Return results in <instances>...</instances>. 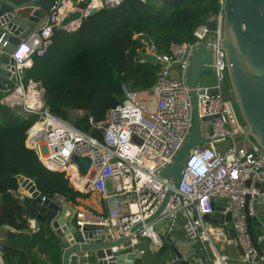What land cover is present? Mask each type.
Masks as SVG:
<instances>
[{
  "label": "built area",
  "instance_id": "obj_1",
  "mask_svg": "<svg viewBox=\"0 0 264 264\" xmlns=\"http://www.w3.org/2000/svg\"><path fill=\"white\" fill-rule=\"evenodd\" d=\"M122 1L111 3L117 6ZM100 5H104V0L97 4L90 0L85 10ZM63 17L56 5L47 24L21 40L13 53L18 85L0 102L12 108L21 106L26 114H40L42 118L36 123L40 128L31 134L35 125L29 131L27 146L38 153L49 170L66 172L73 187L86 194L95 192L106 203L105 214L77 208L81 230L98 227L108 241H118L142 223L143 227L131 243L134 246L139 235L145 236L151 241V250H158L175 227L178 214L182 213L188 241L199 242L204 252L202 261L192 264H229L228 258L215 245L222 234L204 219L213 213L214 201L227 199L223 214L232 213L236 243L244 251L242 261L255 264L257 252L248 232L244 209L249 196V213L253 216V202L264 199V192L256 187L257 183L264 184V152L249 142L244 127L238 122L236 107L226 95L228 64L223 48V6L196 29L194 43L172 45L169 54L158 58L162 67L150 90L133 91L123 85L125 104L110 109L104 121L95 122L90 117L92 128L101 131V140L51 114L45 108L40 91L35 90V105L27 103L29 88L23 83L25 72L33 66L34 56L48 52L54 31L60 28ZM212 22L217 24L215 31L209 29ZM204 41L209 42L208 49L212 53L213 82L200 84L196 89L200 92L197 95L198 114L200 119H216L207 123L205 129L202 123L203 136L209 141L190 151L176 187L171 179L161 176V171L173 164L180 149L187 144L193 127V101L187 70L193 48ZM27 50L30 52L26 53ZM174 67L178 69L177 78L172 76ZM239 137H245L243 143L237 140ZM219 144H227L226 149L219 150ZM74 156L91 159L87 176L80 174L73 163ZM72 172L84 179L83 189L72 182ZM171 191L174 195L169 196L158 218L154 223L145 224ZM164 222L168 224L163 231L155 228V224ZM120 251V246L113 247L114 253ZM83 258L88 260L90 253L83 252ZM0 264H4L1 256Z\"/></svg>",
  "mask_w": 264,
  "mask_h": 264
},
{
  "label": "trees",
  "instance_id": "obj_2",
  "mask_svg": "<svg viewBox=\"0 0 264 264\" xmlns=\"http://www.w3.org/2000/svg\"><path fill=\"white\" fill-rule=\"evenodd\" d=\"M80 6L86 9L88 3ZM221 8V0H123L114 7L104 6L74 31L56 28L52 46L45 55L34 56L23 83L28 87L31 81H41L45 108L51 114L69 121L72 112L82 111L74 126L101 140V131L92 128L90 117L104 121L110 109L125 104L123 85L138 91L155 84L162 64L159 59L155 63L142 59L149 48L159 58L169 54L172 45L194 43L196 29ZM41 118L0 102V229L7 232L6 242L0 245L4 264H63L61 241L50 223L38 227L30 223L20 177L32 180L41 194L69 204L77 205L89 196L73 187L66 172L49 170L27 146L28 133ZM36 130L35 126L31 134Z\"/></svg>",
  "mask_w": 264,
  "mask_h": 264
},
{
  "label": "water",
  "instance_id": "obj_3",
  "mask_svg": "<svg viewBox=\"0 0 264 264\" xmlns=\"http://www.w3.org/2000/svg\"><path fill=\"white\" fill-rule=\"evenodd\" d=\"M222 3L223 48L226 52L234 102L245 124L246 136L264 152V0H222ZM56 5L62 10L65 0H0V94L5 96L18 85L14 51L22 39L47 24L48 17ZM104 6L114 7L109 0H104V5L89 10L75 9L65 12L60 28L74 31L84 20L92 19ZM216 26V22H212L209 29L215 31ZM208 43L204 41L194 47L189 59L187 83L191 88L194 113L188 142L180 149L173 164L161 171V176L171 179L176 187L190 151L209 141L203 136L202 123L207 124L216 119H200L197 105V95L200 92L196 89L202 84V74L212 72V53L208 49ZM142 59L157 62L156 56L144 55ZM211 93L209 91V94ZM73 163L82 176L88 175L92 164L90 158L74 156ZM19 183L27 192L25 206L28 208L29 217L35 221V227L49 222L60 238L64 249V264H85L83 259L79 258L85 251L92 256V261L87 264H138L142 259L143 255L137 251L122 254L113 252V247H124L127 242H131L133 236L143 227L142 223L131 228L130 234L123 239L108 241L98 227H87L82 231L78 223L77 209L62 198L41 194L35 183L28 178L20 177ZM256 187L264 192L263 183H257ZM171 195H174V192L171 191L167 195L159 209L145 224H150L158 218ZM249 200L248 196L244 211L248 232L257 252L255 264H264V199H256L253 202V216L249 213ZM219 201L213 202V213L206 215L204 219L217 226L232 224V213L223 214L228 200L223 199L220 203ZM4 228L14 231L11 226ZM165 243L171 247L180 264L201 262L204 257L201 244L197 241L180 240L173 243L167 238ZM239 249L244 255L242 248ZM123 250L126 251L127 248ZM198 256L200 258H197Z\"/></svg>",
  "mask_w": 264,
  "mask_h": 264
},
{
  "label": "crops",
  "instance_id": "obj_4",
  "mask_svg": "<svg viewBox=\"0 0 264 264\" xmlns=\"http://www.w3.org/2000/svg\"><path fill=\"white\" fill-rule=\"evenodd\" d=\"M109 1L111 2L114 0H109ZM85 2H89V0H87ZM81 3H83V2H80L79 0H65V6H67V7H65V12L75 10V9H83L80 6ZM153 50H154L153 48H149L146 55L156 56L154 54ZM157 60H158V58H157ZM40 71L42 72L44 70L40 69ZM172 72H174L175 74H178V69L174 67L172 69ZM38 87L40 88V93L44 96L46 90H45V87L43 86V83L41 81L38 83L31 81L27 88H29V90L30 89L31 90H37ZM37 91L39 92V90H37ZM72 113L74 114L73 115L74 119L83 115L82 111H74ZM238 122L246 130L245 124L242 122L240 116H238ZM217 147L219 150H224V149H226L227 144H219V145H217ZM23 192H24L25 196L27 197L28 196L27 192H25L24 190H23ZM93 193H95V192H93ZM89 195H91V193H89ZM67 204H69V203H67ZM70 205L74 206L76 209L84 207V200H80L79 204H77V205H73V204H70ZM93 212L96 214H103V213L105 214L106 213V203L102 201V206H99V211H93ZM184 221H185L184 215L182 213L178 214V218H177V222H176L175 227L173 228L172 232L168 236L165 237V239L169 238V240L172 241L173 243L180 241V240L188 241L186 234H185V231H184V228H183ZM166 222H164V224H158V225L155 224V228L158 229L159 231H163L164 227H166L168 224ZM30 223L33 227H35V221L34 220L31 219ZM215 227L218 228L220 234H222V238H220L219 241H217L215 243V245H216V247L218 245H220V247L219 248L217 247V248L220 250L222 255H224L228 258L229 264H237V263H239V264H251V263H247V262L242 261L243 254L241 253L239 246L236 243V235H235V232L233 230V226L232 225H230V226L229 225H225V226L215 225ZM12 232H15V230ZM6 240H7V232L0 229V245L5 243ZM137 240H138V242L134 246L131 242H127L124 245V247L120 246L121 251L119 254L130 253L132 251H137V252L138 251H145L142 259L139 261L138 264H180V261L177 259L176 255L172 251L171 247L168 244H166L165 241H164L163 246L160 249L151 250V246H150L151 241L149 238L139 235L137 237ZM166 246H167V248H166ZM61 247H62V245H61ZM125 247L127 248L126 251L123 250ZM162 249H163V251L161 252ZM62 250H63V259H64L63 247H62ZM90 257L92 258V256H90ZM79 258H82L83 263H85V264L92 261L91 258H89L88 260H85L83 258V253H81L79 255ZM197 258H199V256ZM74 260H75V258H74ZM231 262H233V263H231ZM63 264H64V260H63Z\"/></svg>",
  "mask_w": 264,
  "mask_h": 264
},
{
  "label": "rangeland",
  "instance_id": "obj_5",
  "mask_svg": "<svg viewBox=\"0 0 264 264\" xmlns=\"http://www.w3.org/2000/svg\"><path fill=\"white\" fill-rule=\"evenodd\" d=\"M172 76L174 78H177V77H179V74H175L174 72H172ZM212 82H213V74H212V72H208V73H203L202 74V84H204V85H211ZM225 88H226V95H227V97L234 103V106L236 107L235 102H234V96H233L232 91H231V85H230V80H229L228 72L226 74V84H225ZM37 90L40 91V88L38 87ZM19 103H21V102H19ZM14 108H16L18 110V112H24L23 107H21V106H16ZM236 110H237V108H236ZM73 115L74 114L71 113L70 116H69V122L72 123V124H73V122L75 120L73 118ZM238 116H239V114H238ZM241 120H242V118H241ZM203 127L205 129L206 128V124H203ZM244 139H245V137H239L237 140L239 142H242L243 143V140ZM249 142L252 143L251 140ZM149 160L152 161V162H155V159H153V158H150ZM99 206H102V199H101V196L99 194H97V193H91V195H89L86 199H84V209H87V210L92 211V212L93 211H99ZM217 247L219 248L220 245H218ZM231 263H233V262H231ZM237 264H239V263H237Z\"/></svg>",
  "mask_w": 264,
  "mask_h": 264
},
{
  "label": "bare ground",
  "instance_id": "obj_6",
  "mask_svg": "<svg viewBox=\"0 0 264 264\" xmlns=\"http://www.w3.org/2000/svg\"><path fill=\"white\" fill-rule=\"evenodd\" d=\"M99 3V0H95V4ZM65 7L64 6L61 10L62 14H65ZM21 100L19 99V102ZM37 102V93L35 90H29V93L27 94V103L30 105H35ZM37 130L40 128V125H36ZM73 173V179L72 182L75 184V186H77L80 189H83L84 185H85V181L83 178H81L80 176H77L74 172Z\"/></svg>",
  "mask_w": 264,
  "mask_h": 264
},
{
  "label": "clouds",
  "instance_id": "obj_7",
  "mask_svg": "<svg viewBox=\"0 0 264 264\" xmlns=\"http://www.w3.org/2000/svg\"><path fill=\"white\" fill-rule=\"evenodd\" d=\"M29 52H30L29 50L26 51V53H29ZM28 57H29V56H28ZM28 57H27V58H28Z\"/></svg>",
  "mask_w": 264,
  "mask_h": 264
}]
</instances>
